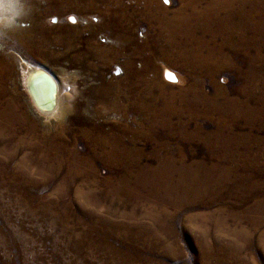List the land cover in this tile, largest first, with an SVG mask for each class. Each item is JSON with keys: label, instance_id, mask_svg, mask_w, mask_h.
Here are the masks:
<instances>
[{"label": "rangeland", "instance_id": "obj_1", "mask_svg": "<svg viewBox=\"0 0 264 264\" xmlns=\"http://www.w3.org/2000/svg\"><path fill=\"white\" fill-rule=\"evenodd\" d=\"M181 4L61 0L47 13L40 5L49 57L16 54L17 103H0L16 112L0 116V264H264V3L251 21L260 30L247 27L237 50L226 33L171 34L161 7L172 17ZM112 13L130 31L133 56L105 26ZM201 38L214 58L186 66L183 49ZM145 42L164 49L152 57L155 79L126 66ZM220 44L227 61L213 49ZM26 62L66 80L62 115L34 107ZM120 126L129 132L114 147Z\"/></svg>", "mask_w": 264, "mask_h": 264}, {"label": "bare ground", "instance_id": "obj_2", "mask_svg": "<svg viewBox=\"0 0 264 264\" xmlns=\"http://www.w3.org/2000/svg\"><path fill=\"white\" fill-rule=\"evenodd\" d=\"M63 1H76L81 3L84 0H63ZM149 1H157V0H149ZM203 1L204 0H183V4H181V7L174 12V15L172 17L168 16L166 7H161L165 12V17H164L165 22L164 21L163 22L166 25L167 30L170 31L171 34L179 33L181 35H186V37L190 36L192 38H194L197 30H201L203 33L209 34L212 40L217 38L219 35L226 33L228 37L225 39L226 41L224 43L229 44L230 47L234 49L236 48L239 49L240 47H243L244 44L246 43V40L244 38V31H247L246 30L247 27L248 30L250 26L251 27L253 26L252 28H256L260 30V24L253 22L254 23L253 25L251 21L252 19H254L253 18L254 15L261 14L262 12L261 4L264 3V0H207L206 4L202 6ZM59 2H61V0H0V103L1 104H5V106H8L10 104L15 105V103H17L16 95H14V93L9 94L11 88L10 86L11 85L13 86L12 81L14 79L13 73L15 72L16 54H19L27 59H32L37 55L43 58L49 57L48 50L43 49L48 44L46 43L47 38L45 40V36L48 34V29H46L43 25L39 23V19H38L39 16L37 13L40 5L46 3L45 13H47L49 12L47 8L48 4H51L49 8L52 9L51 7L56 6ZM246 3L252 6V9L251 10L249 9L248 13L246 11L247 8L245 9ZM24 4L25 6H23ZM22 8L25 9L26 12L25 15H22L20 12ZM88 8H94V6H90ZM114 16L115 15L113 14V16H110L111 18H107L108 21L105 22V26H109L111 27V29L113 28L112 32L114 33V35L117 36L118 41L116 45L120 50V52L129 53L130 56H133L134 53L131 52L130 47L126 44L127 39H131L130 31L127 30L125 34H122L121 33L122 27L120 24L116 23L117 21L115 20V19L119 20L118 18L120 16L118 18L116 17L113 18ZM237 18L240 19L238 21L240 22V24L241 23L244 24L243 23L244 19L247 20L246 25L238 26L237 25L238 22L236 21ZM70 20L74 21L75 18L71 16ZM192 20H195L193 24H192ZM105 26H103V29L105 28ZM237 31L239 32L237 38L238 41L235 40L237 43H234L232 39V34ZM95 33L96 32H90L87 35L86 37L87 42L91 41L90 39H92V37L95 36ZM196 38H200V37H196ZM174 39L175 38L173 37L172 39H169L167 41L168 47H173L175 43ZM191 42H193L192 46L190 47L187 46L188 49L186 50L183 49L182 58L184 64L190 67L192 66L197 67L198 65H205L208 63L210 64L211 59L214 58L212 54L214 50H211L210 46L208 47V43L202 38L201 40H197V41L196 39H194ZM221 48H222V44H220L219 46L213 49L218 50V52L221 54V59L225 61L226 59H228V57H226L227 55L225 56V54H222ZM139 50L141 53V58L139 59V61L131 58L132 60L130 59L127 62L126 66L128 68L129 75H131V67L133 69V66L137 65L138 69L136 70L138 71L136 70L135 71L139 73L141 77L147 80L155 79L152 57L156 56L158 51L161 52L164 51V49H157L156 47L150 45L148 42H145L141 44ZM174 50L175 49H173V54L171 55V59L173 61H175L176 58L178 59V56H181L174 53ZM100 56H102V54L99 55L98 58H100ZM211 70H213V68ZM22 72L24 79V87L27 93L29 94L30 100L34 105V107H36V109L40 113L44 114L48 119L53 117L56 118L62 115L66 110L65 108L66 106L65 107L60 106L61 104L60 98L64 97L63 89L65 90L67 89L68 84L66 80L61 82L46 67L41 65H32L27 62L25 63V67L23 68ZM165 73L166 76L172 78V75L168 70H166ZM126 83L128 84V79L126 80ZM14 112H15L14 110L5 107V109L0 111V116L13 118ZM94 114H97L98 116L99 113H94ZM101 124H96L95 127H92L93 129L91 131L98 136L97 140L99 142L102 140V138H99L101 133L100 131L102 130ZM119 131L120 133H118L117 137L114 139L112 138L113 139L112 142L110 141L111 144L113 143L114 147L117 145L119 141L123 142L122 138L126 137V135H128L129 132V130L126 127H122V126H120ZM86 133L88 132L86 131ZM261 241L264 242V238H261Z\"/></svg>", "mask_w": 264, "mask_h": 264}, {"label": "snow or ice", "instance_id": "obj_3", "mask_svg": "<svg viewBox=\"0 0 264 264\" xmlns=\"http://www.w3.org/2000/svg\"><path fill=\"white\" fill-rule=\"evenodd\" d=\"M165 2L167 3V0H165Z\"/></svg>", "mask_w": 264, "mask_h": 264}]
</instances>
